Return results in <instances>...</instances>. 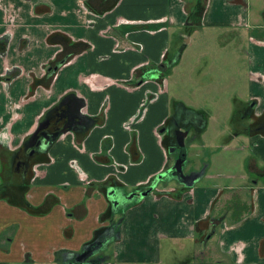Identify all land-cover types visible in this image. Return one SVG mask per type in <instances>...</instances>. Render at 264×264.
<instances>
[{
	"label": "crops",
	"instance_id": "crops-1",
	"mask_svg": "<svg viewBox=\"0 0 264 264\" xmlns=\"http://www.w3.org/2000/svg\"><path fill=\"white\" fill-rule=\"evenodd\" d=\"M40 126L64 132L24 149ZM176 129L207 161L156 180ZM0 189V264H66L114 222L101 264H264V0H0Z\"/></svg>",
	"mask_w": 264,
	"mask_h": 264
},
{
	"label": "rangeland",
	"instance_id": "rangeland-1",
	"mask_svg": "<svg viewBox=\"0 0 264 264\" xmlns=\"http://www.w3.org/2000/svg\"><path fill=\"white\" fill-rule=\"evenodd\" d=\"M244 68H245V61H244ZM244 93L243 89H241L239 95L242 96ZM184 95H186L187 97H190L191 93L189 94L186 90L183 93ZM219 125L221 128V121L219 120ZM216 128L217 125L215 124H211L207 130V133L205 135V139H208L209 142L213 143V145L217 146V149L211 147L209 148V150L204 153V157L209 156L208 160H210V172H225L226 169V165L224 166V163H222L220 161V158L223 159V152H220V146H221V138L219 137V135H216ZM212 145V146H213ZM188 146V140L184 141V145L183 147H187ZM173 151L177 150V148L175 147V145H173ZM184 149V148H183ZM219 150V151H218ZM217 151V152H216ZM188 163L183 167L184 171L183 172H189L190 170H196L199 166H200V162L201 160L205 161L207 158H203L200 156L199 152L197 151V148L194 147L193 149L189 150L188 149ZM217 153L216 155H214V153ZM225 155V154H224ZM226 157V156H224ZM19 158L21 160H25L26 156L25 153H21V157L19 156ZM207 161V160H206ZM204 166V163L202 164ZM236 166V167H235ZM238 166H239V162H238ZM229 170H235L237 169V165H234L233 168L232 166L228 167ZM202 249H196L194 251V253L192 254H188V249L187 248H182L179 250H176L175 253H171L169 251V249L167 248V245L163 244L162 245V250H161V257H160V262L158 264H207L209 262L202 261L200 260L199 257V252H201ZM99 253H102V251H100ZM106 253V250H105ZM190 258V259H189ZM179 261V263H178Z\"/></svg>",
	"mask_w": 264,
	"mask_h": 264
},
{
	"label": "trees",
	"instance_id": "trees-1",
	"mask_svg": "<svg viewBox=\"0 0 264 264\" xmlns=\"http://www.w3.org/2000/svg\"><path fill=\"white\" fill-rule=\"evenodd\" d=\"M187 112V111H186ZM175 151V150H174ZM176 153V159L178 160L181 169L185 164L184 160V153H183V148L179 150L178 149L175 151ZM161 178H165L166 176L168 177H175V174L173 171L170 172H163L162 174H159ZM194 175L191 174L189 176V181H192L194 179ZM160 178V179H161ZM187 180V179H186ZM2 191V189H0ZM121 216V215H120ZM117 223V224H116ZM114 222L110 225V227L104 229L102 232L98 231L95 233V236L93 239L85 244L81 250L80 253L78 254H66L65 258L66 264H77L76 260H79V256L82 255L83 257V264H101L102 262L105 261V258L101 255L98 254V252L103 248L104 244L109 242V241H114L117 240L118 238V222ZM79 262V261H78Z\"/></svg>",
	"mask_w": 264,
	"mask_h": 264
},
{
	"label": "water",
	"instance_id": "water-1",
	"mask_svg": "<svg viewBox=\"0 0 264 264\" xmlns=\"http://www.w3.org/2000/svg\"><path fill=\"white\" fill-rule=\"evenodd\" d=\"M74 115H75V117H76V114H74ZM63 132H64L63 129H56V130H55L54 132H52L50 135H48V136H44V137L42 138V141H44V142L47 143L48 141L53 140L55 137H57V135H58L59 133H63ZM173 133H174L175 147L178 149V152H179V150L183 148V145H184L183 139H184V137L186 136V133H187V132H186V131L179 130V129H176ZM36 139H37V130H36V131H35V132L29 137L28 141L26 142V144H25V146H24V149L30 147V148H31V151H30V152L33 151V148H36V149H37V147H35L34 144H30V142H31L32 140H36ZM30 140H31V141H30ZM38 142H39V140H38ZM173 149H174V148H173ZM170 171H173V172L178 173V175H179L181 178H185V176L182 175V173H181V166H180L178 160H175L174 163H173V165H172L169 169H167L166 172H170ZM160 178H161V176L158 175V176L156 177V180H159ZM190 184H192V182H191ZM189 186H190V185H189ZM152 189H153V187L151 186V187H149L148 189H146V190H144V191H141V192H138V193H133V194L127 195V196H126V200H127V201L131 200L133 196H136V197H144V196L147 195ZM111 195H112V191H109V195H108V196H111ZM112 205H115V203H112ZM116 224H117V223H116ZM79 258H80L79 260H76V261H77V264H83L84 262H83V257H82V255H80ZM78 261H79V262H78Z\"/></svg>",
	"mask_w": 264,
	"mask_h": 264
},
{
	"label": "flooded vegetation",
	"instance_id": "flooded-vegetation-1",
	"mask_svg": "<svg viewBox=\"0 0 264 264\" xmlns=\"http://www.w3.org/2000/svg\"><path fill=\"white\" fill-rule=\"evenodd\" d=\"M43 128V127H42ZM41 128V126L38 128V130H37V139L36 140H30L31 142H30V144H34L35 145V147H37V148H39L40 146H41V141H42V138L44 137V136H48V135H50V133H46L45 132V130H43ZM38 140H39V142H38ZM17 155H15L14 156V159H17ZM18 161V160H17ZM16 161V162H17ZM18 164H22V165H25V162L24 161H18ZM184 180L185 179H187L186 181H189V176H186L185 178H183Z\"/></svg>",
	"mask_w": 264,
	"mask_h": 264
}]
</instances>
